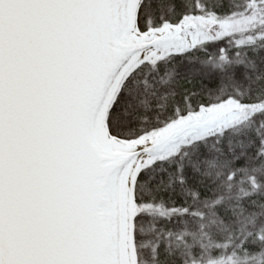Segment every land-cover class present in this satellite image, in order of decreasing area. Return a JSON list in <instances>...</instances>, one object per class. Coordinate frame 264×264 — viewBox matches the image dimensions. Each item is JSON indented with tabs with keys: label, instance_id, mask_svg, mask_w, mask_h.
Wrapping results in <instances>:
<instances>
[{
	"label": "snow or ice",
	"instance_id": "1",
	"mask_svg": "<svg viewBox=\"0 0 264 264\" xmlns=\"http://www.w3.org/2000/svg\"><path fill=\"white\" fill-rule=\"evenodd\" d=\"M0 264H264V0H0Z\"/></svg>",
	"mask_w": 264,
	"mask_h": 264
}]
</instances>
